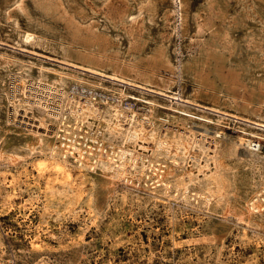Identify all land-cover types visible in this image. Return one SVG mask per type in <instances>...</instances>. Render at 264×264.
<instances>
[{"label": "rangeland", "instance_id": "rangeland-1", "mask_svg": "<svg viewBox=\"0 0 264 264\" xmlns=\"http://www.w3.org/2000/svg\"><path fill=\"white\" fill-rule=\"evenodd\" d=\"M56 1L48 13L39 0H0V264H264V8ZM70 24L90 30L89 44ZM161 46L174 65L152 68ZM210 48V75L239 74L237 93L184 72ZM100 120L109 154L91 155L96 168L53 153L67 137L88 148ZM34 137L43 144L31 151Z\"/></svg>", "mask_w": 264, "mask_h": 264}, {"label": "bare ground", "instance_id": "bare-ground-1", "mask_svg": "<svg viewBox=\"0 0 264 264\" xmlns=\"http://www.w3.org/2000/svg\"><path fill=\"white\" fill-rule=\"evenodd\" d=\"M256 1L258 2L259 5H261L262 8H264V0H256ZM39 2L41 4V6L44 8V10L48 13H54V12L59 10V7H58L59 5H58V2L56 0H41V1L39 0ZM70 26H72V28H71L72 29V36L75 39L76 38L84 39V41H86V43L89 44V42L92 40V36H90V34H91L90 30H86V32H85L83 30V28L79 27L78 25L74 26V25L70 24ZM26 38H27V40H33L34 37H33V34L29 33V34H27ZM224 38L227 41L230 40L228 33L225 34ZM214 56H215L214 48L203 50L200 53V55L192 56V57L188 58L187 61H185V63L183 64V70L185 73L193 74L195 77V80L201 86H204V87L211 86L213 84V81L216 78H218L222 81L224 86H226L227 88H230V90L232 92L237 93V88L241 85V80H240L239 74L234 73V72L228 74L223 70V68H218L216 65V68L214 70L216 72V77L212 78V76L210 75L208 68L210 67V61ZM83 59L86 60L87 62L95 64V65L100 63L99 60L93 59V57H90L89 55L84 56ZM148 63H149L148 65L152 68L172 67L174 65L172 60H171V57L167 51V48L163 47V46L158 47L156 49L154 54L149 58ZM115 72L116 73H115V75H113V77L119 78L122 80L124 79V80L131 81V79H129V77L130 78L132 77V74H131L132 71L127 69L126 67H116ZM143 76L144 77L142 78V80H144L145 82H148V83H153L154 77L152 75L149 74V75H143ZM55 91H56V89H55ZM244 99H245L244 107L248 108L249 106L252 105L251 100H254L255 97H254V94L251 93V94H246V96L244 95ZM40 101H41V99L38 100V102H40ZM45 101L47 102L46 99H45ZM44 104H45V107L48 109L49 106H47V103H44ZM82 111H83V108H82ZM133 114H134V118H135L137 113L133 112ZM82 115H83V112L79 113V115L77 116L81 123H82V120H81ZM258 125L264 130V124L261 123ZM102 126H103L102 120L98 121L97 126H96L95 136H93L91 139H89V140H91L92 144L88 148H87V146L83 147L81 144H79L77 142V140L69 139L67 137L66 138V140L68 139L67 142H62L61 145L57 144L53 147V149H52L53 153L55 154L58 151H62L65 155L71 154L75 158L79 159L80 162H82V164H85V165L89 166L90 168H96L95 161L92 159L91 155L95 154L97 151H100L102 153L106 152L107 154H109V150L107 149L105 141L102 139V136L104 134ZM66 132H67V134L70 133L68 130ZM140 137H141V134L138 132H135V133H133L131 138H134L135 142L138 143V139ZM33 139H35V141H31V143L29 144L31 151H34L37 148V146L43 144V141L39 137L38 138L34 137ZM141 139H142V137H141ZM130 141H132V140L130 139L129 142ZM161 144H162V146H164V143H161ZM247 145L250 147V149L252 151H258L259 147L261 146L260 144H257V143L255 144L252 140H247ZM195 146H196L195 143H191L189 146H187L186 154H189V155L193 154V149ZM141 147L145 148L144 146H141ZM139 151L140 150L138 149V147H134L132 145H130L129 149L126 150L127 153H132L133 156L138 155ZM115 154H116V152L114 151L113 155L115 156ZM3 158H5L4 153L0 150V161ZM9 159L12 161H17L18 157L12 156V157H9ZM133 161H134V159H133ZM152 171L154 172L157 179L159 180L158 183L162 182V180H164L165 175H166L164 168H159L156 165H153ZM261 203L262 202L259 199L253 200L251 205H250L251 211H260L263 207Z\"/></svg>", "mask_w": 264, "mask_h": 264}]
</instances>
